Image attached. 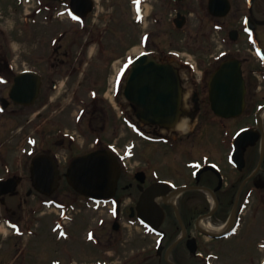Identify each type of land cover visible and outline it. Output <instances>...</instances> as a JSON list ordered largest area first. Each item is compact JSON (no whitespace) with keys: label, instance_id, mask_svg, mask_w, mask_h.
Segmentation results:
<instances>
[{"label":"flooded vegetation","instance_id":"af4514ba","mask_svg":"<svg viewBox=\"0 0 264 264\" xmlns=\"http://www.w3.org/2000/svg\"><path fill=\"white\" fill-rule=\"evenodd\" d=\"M137 1L130 4L146 6L148 0ZM155 2L172 7L174 16L169 22L173 24L182 6H205L212 22L217 24L227 19L226 23L230 28L226 38L222 40L224 49L201 56L193 53L197 61L187 57L181 60L174 56L176 60H171L164 52L153 55L158 61L172 64L177 70L181 90L179 122L187 121L186 128L189 127L188 123L200 122L203 123V128H206L207 123L212 124L213 128H206L202 132H187L184 137L177 134L175 137L172 135L175 132L173 129L167 130L155 125L141 127L142 140L152 145H165L169 151L175 152L173 155L181 160V166L175 165L174 159L172 160L175 174L173 178L161 177L148 160H143L140 170L132 172L124 171L123 166L116 195L104 203L111 204L114 218L112 230L118 231L120 224L126 223L130 227H139L141 231L139 247L132 251V257L124 263L261 264L264 261V31H259V26L263 30L264 9L259 10V6H264V0H203L197 4L187 0ZM36 5L31 11L32 26L37 24V16L42 14V17L51 16L54 18L52 22L61 24L63 17L67 15L70 0H43V3L38 2ZM225 6L226 13L223 11ZM94 8L95 6L81 19L78 18L81 26L78 32L91 34L88 20L94 15ZM81 12L82 10L78 11ZM142 18V13L134 15L135 21ZM67 34V31L61 30L58 36L50 39L54 41L46 54L43 68L32 67L41 76L40 92L32 105L15 103L9 97V89L6 95L0 94V227H5L11 232L9 235L17 240L25 236V227L20 225V216L17 217L16 212L24 207L27 195L33 191L32 181L29 170L27 175H21L19 169L13 171L14 163L19 161V152L9 162L5 160L6 152L3 150L6 147L4 143L9 138L11 141L8 142L14 144L13 138L15 140L20 131L21 108H33V112L37 111L38 118H41L44 108L57 116L66 104L64 101L53 100L50 93L57 90L54 97H58L57 93H60L64 84L62 78L65 77L66 81H75L72 88L89 90L90 101L81 100H86V104L81 108L83 117L78 120L80 128L82 120L89 117L90 106H93V111L98 112L97 118L92 117L91 120L96 127L100 122L105 125L109 119L107 107H118L121 110L122 122L127 128H130L129 123L132 121L133 108L130 100L123 97L122 91L130 74L132 60L138 55H132L126 49L122 52L112 51V47L107 52L98 50V61L95 63L92 59L86 60L85 51L80 50L74 55V52L65 48V43H68L67 47L75 44V40L67 42ZM85 44H94L98 49L105 47L102 36L88 38ZM2 55L0 50V72L7 69ZM115 63L118 66L111 80L109 96L101 82L105 76L110 75ZM223 63L233 67H226L224 74H218L217 69ZM93 64L100 71L84 76L85 70ZM237 66L244 83L243 105L239 112L236 108L240 104V92L235 85L238 77L232 74ZM106 69L111 72L106 74ZM82 77L87 81H83ZM213 79L216 81L211 89L210 82ZM88 83L91 86L86 85ZM211 90H214V94ZM49 118L46 116V123L38 124V132L45 142H51L49 135L46 138L45 132L47 128H55L60 137L50 143L48 152L52 153L54 146L69 140L73 133H67L62 127L66 119L49 123ZM29 122L36 132V123L31 120ZM243 130L247 134L245 145L235 150V138ZM94 133V138L101 134ZM200 139H204L205 143L197 142ZM69 141L70 144L73 143L72 140ZM201 144L207 146L198 150ZM168 156L169 154L165 156V162L161 161L164 165L169 164ZM61 163L59 160L60 182L63 179ZM122 163L124 165V161ZM138 171L141 172V181ZM125 172L131 174L127 175ZM150 188H153L151 194L145 196L139 209L141 195ZM117 198L120 199L118 213L115 212ZM2 234L0 231V240ZM7 243L8 247L4 248L0 241V264H24L23 249L19 244L16 242L14 247H9L11 243ZM11 254L12 257H9Z\"/></svg>","mask_w":264,"mask_h":264},{"label":"rangeland","instance_id":"374dc122","mask_svg":"<svg viewBox=\"0 0 264 264\" xmlns=\"http://www.w3.org/2000/svg\"><path fill=\"white\" fill-rule=\"evenodd\" d=\"M40 1L42 2V0ZM36 2V0H0V29L3 32L0 33V50L3 57L7 56V52L9 53L8 60L14 63L15 70L24 67L43 68L46 54L51 47L48 41L54 35L57 36L59 30L68 32L67 42L75 40V44L70 47H67L68 43H65L66 49L74 52V55L83 50L86 52V60L92 59L96 63L98 50L107 52L112 47V51L122 52L126 49L132 55L145 49L152 53L164 52L163 54L168 55L171 60H176L174 57L181 60L187 57L197 61L193 53H198L201 56L223 50L222 40L226 38L227 30L230 28L227 26V19L217 24L212 22L205 6H182L180 13L185 16V22L182 28L176 29L169 22V19L174 16L172 7L165 4L158 5L155 0H148L146 6H141L143 18L139 21L134 20V15L137 12L134 11L136 6L130 4L132 0H95L94 15L88 20V28L91 31V34L88 35L84 31L78 32L81 26L69 17L68 19L64 18L66 21L63 19L61 24L38 21L33 25L34 27H30L29 15L26 13L32 10ZM187 2L197 4L202 3L203 0H187ZM262 8L264 9V6H259V10ZM257 17L262 18L261 15H257ZM36 28L37 30H35ZM259 28V31H264L262 26ZM97 36L103 37L105 42L103 49H98L94 44H88L89 46L85 44L88 38L96 39ZM228 48L229 46L226 47V49ZM117 66L118 63H115V67L112 65V72L106 69V74L111 73L105 76L101 82L102 88L105 87L109 96H111V80ZM96 70L100 71L93 64L91 68L85 70L84 76L87 73L92 75ZM80 71L83 72V69ZM2 74L0 75L2 76ZM2 79L3 77H0V94L6 95L10 84L6 86L8 80ZM83 81L86 82V78ZM62 82L64 84L60 93H57L58 97H54L57 90L50 93L53 100L64 101L66 104L64 110L57 116H53V113L47 112L44 108L41 111V118H38L37 111L33 112V108H21L20 131L16 139L13 138L14 144L8 142L11 141L9 138L8 143H4L6 147L3 150L6 152L5 160H9V162L19 152V161L14 163L13 171L19 169L21 175H27L32 155L47 153L48 148L51 147L50 143L60 137L55 128H47L45 132L46 138L49 135L48 139L51 142L47 140L45 142L39 134L38 124L45 122L47 116L50 117L49 123H57L66 119L67 121L62 127L67 130V133H73L72 144H70V139H67L61 145L54 146L51 151L52 154L56 152L55 156L62 162V171L65 170L73 156L91 149L92 143L96 145L94 132H100L98 141L122 154L125 161L124 171L140 170L143 160H148L158 170L161 177H175L172 160L174 159L175 165L181 166L179 162L181 160L177 155H173L175 152L169 151L163 144H148L135 134L134 130L124 126L121 110L118 107H107L106 112H108L109 119L105 125L100 122L96 127V124L92 125L91 120L92 117L97 118L98 112L93 111V106H90L89 117L82 120V128H80L78 120L83 117L80 112L82 106L86 104V100H89V90L84 88L79 91L77 88H72L75 81H66L65 77L62 78ZM73 89L75 90L73 91ZM71 92L73 93L71 94ZM84 99L86 100L82 102L81 100ZM131 119L133 123H137L140 127L143 126L137 122L133 113ZM29 120L36 123V132L31 127ZM188 126L186 129L174 127L175 135H172L176 137L179 134L180 137H184L187 136V132H202L206 128L207 130L213 128L210 123L205 124L206 128H203L201 122L188 123ZM197 142L205 143V140L200 139ZM205 146L207 145L201 144L198 150ZM181 147L183 148V145ZM167 154H169L167 157L169 164L164 165L161 161L165 162L164 158ZM125 173L127 174V172ZM50 200L54 206H49L50 208L46 209L45 207L48 206L44 203L46 201L49 203ZM110 205V203L96 204L82 197L62 179L57 190L52 193L51 199H47L34 190L27 195L26 204L16 212V216H20V225L25 227V236L17 240L9 235L11 232L7 231L5 227L0 228V231L3 232L1 244L7 248V242L11 243L9 247L11 245L14 247L17 242L23 249L24 264H70L72 261H76L74 264L105 262L125 264L124 262L132 257L130 255L132 251L139 247L141 231L139 227H130L126 223L120 224L121 227L118 231L112 230L114 218ZM9 257H12V254Z\"/></svg>","mask_w":264,"mask_h":264},{"label":"water","instance_id":"95a60500","mask_svg":"<svg viewBox=\"0 0 264 264\" xmlns=\"http://www.w3.org/2000/svg\"><path fill=\"white\" fill-rule=\"evenodd\" d=\"M91 4V0H72L71 10L80 7L89 10ZM181 24L182 20L179 22ZM226 67L233 66L222 64L217 73L224 74ZM232 74L238 77L235 85L238 86L242 99L243 85L239 66ZM39 84L36 74H19L11 88V96L19 95L22 103H31L37 96ZM180 91L175 68L143 54L132 63L124 95L131 101L135 115L141 122L170 128L175 125L180 114ZM212 93L214 94V90ZM242 138L243 134L238 137L237 142H241ZM120 171L119 162L113 152L100 149L74 158L64 176L68 185L77 193L93 200H102L114 196ZM30 173L33 186L43 194L49 195L59 186L61 176L57 164L48 155H36L31 161ZM150 191L151 189L141 195V203Z\"/></svg>","mask_w":264,"mask_h":264},{"label":"bare ground","instance_id":"6f19581e","mask_svg":"<svg viewBox=\"0 0 264 264\" xmlns=\"http://www.w3.org/2000/svg\"><path fill=\"white\" fill-rule=\"evenodd\" d=\"M187 126V121H183L181 124L178 125V127H181V128H186ZM0 228H3V227H0Z\"/></svg>","mask_w":264,"mask_h":264}]
</instances>
